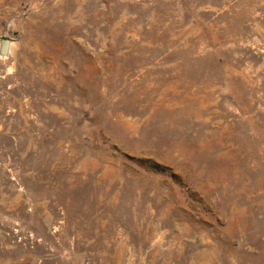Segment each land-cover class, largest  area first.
Wrapping results in <instances>:
<instances>
[{
    "label": "rangeland",
    "instance_id": "rangeland-1",
    "mask_svg": "<svg viewBox=\"0 0 264 264\" xmlns=\"http://www.w3.org/2000/svg\"><path fill=\"white\" fill-rule=\"evenodd\" d=\"M0 264H264V0H0Z\"/></svg>",
    "mask_w": 264,
    "mask_h": 264
}]
</instances>
